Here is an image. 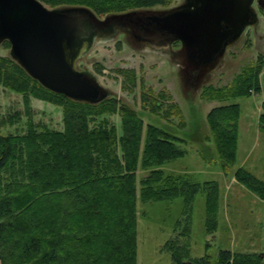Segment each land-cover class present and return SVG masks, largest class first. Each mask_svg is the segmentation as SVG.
I'll use <instances>...</instances> for the list:
<instances>
[{"label": "trees", "instance_id": "trees-1", "mask_svg": "<svg viewBox=\"0 0 264 264\" xmlns=\"http://www.w3.org/2000/svg\"><path fill=\"white\" fill-rule=\"evenodd\" d=\"M40 1L110 15L166 0ZM235 77L232 91L225 89L220 96L209 88L205 96L222 100L256 88L253 64ZM0 84L21 93L24 104L32 96L61 106L63 121L62 129H53L27 120L23 132L0 133V264H137L139 169L148 170L139 181L142 202L181 196L188 207L197 192H204L207 229L214 227L216 183L192 182L186 174L164 168L184 154L176 143L181 139L171 131L144 127L141 116L122 104L118 134L116 124L97 119L118 111L113 95L94 104L72 100L44 88L9 55L0 54ZM206 118L216 152L228 168L235 160L239 106L213 107ZM234 177L264 196L263 182L247 170L238 168ZM180 234L164 245L172 264H264V251L219 249L214 258H192L188 222Z\"/></svg>", "mask_w": 264, "mask_h": 264}, {"label": "rangeland", "instance_id": "rangeland-1", "mask_svg": "<svg viewBox=\"0 0 264 264\" xmlns=\"http://www.w3.org/2000/svg\"><path fill=\"white\" fill-rule=\"evenodd\" d=\"M178 1L166 0L163 5L169 8ZM9 47L1 43L0 54L8 55ZM255 55L252 41L244 35L227 50L222 66L196 90L184 84L173 60L158 51L141 50L122 40L120 35L96 42L77 62L78 68L92 71L99 83L109 89L113 95L111 101L118 108L116 113L103 114L98 120L105 118L116 124L119 134L120 108L127 105L141 116L144 127L154 124L181 139L176 143L184 154L166 163V171L186 174L192 182L214 181L217 185L218 210L215 225L209 232L204 192H197L188 207L181 196L142 202L139 181L148 170L139 169L136 173L137 264H172L164 245L177 234L183 237L180 233L187 222L189 235L185 238L192 258L205 254L214 258L219 249L264 251V196L234 177L241 168L264 184V130L259 126L263 94L253 88L248 95L222 100L204 94L209 88L214 89V95L225 94L224 90L231 87L242 68L253 64ZM26 98L24 104L21 93L0 84V133L23 132L27 120L62 129L61 106L32 96ZM231 103L239 106L238 137L235 160L225 168L216 152L206 116L211 108ZM167 109L169 113H165Z\"/></svg>", "mask_w": 264, "mask_h": 264}, {"label": "water", "instance_id": "water-1", "mask_svg": "<svg viewBox=\"0 0 264 264\" xmlns=\"http://www.w3.org/2000/svg\"><path fill=\"white\" fill-rule=\"evenodd\" d=\"M252 0H183L175 8L164 10L162 27L181 40L190 60H207V51L219 50L230 31L219 33V21L237 24L233 43L244 28L252 12ZM134 11L114 13L109 17L130 15ZM99 20L87 7L60 6L50 8L40 0H0V44L9 43L8 55L44 88L75 101L98 103L110 96L89 69L77 67L78 60L88 53L96 42L112 39L114 26L96 41L95 25ZM208 66L200 75L202 80L219 62ZM184 70L183 60L176 62Z\"/></svg>", "mask_w": 264, "mask_h": 264}, {"label": "flooded vegetation", "instance_id": "flooded-vegetation-1", "mask_svg": "<svg viewBox=\"0 0 264 264\" xmlns=\"http://www.w3.org/2000/svg\"><path fill=\"white\" fill-rule=\"evenodd\" d=\"M182 2L183 0H179L176 4L169 6V8L163 4H157L158 6H162L160 8L157 7V5L140 8L132 10L134 13L124 16L107 18V16L112 14L104 15L102 17L96 15L99 20H108L105 23L95 25V30L98 31L96 40L99 41L103 38L107 29L114 26L116 31L112 35V39L120 35L122 36V40L125 39L127 42L133 43L141 50H151L163 53L168 59L173 60L175 65L178 60L182 59L184 63V70H178L181 73L184 84H190V86L196 90L204 85L205 81L208 80L220 66H222L227 50L230 47L235 46L240 39L246 35L247 40L252 41L256 51V55L253 60V66L255 67L256 72L255 92H262L263 94V98L261 100V119L259 120V126L264 130V0H252V12L250 13L249 18L245 20L246 24L244 28L233 43L228 42L232 40L234 36V29L237 27V24L233 23L231 25V23L227 21H219V33L230 31V34L221 42V46H226L224 47L223 57L219 61V50L215 52H211L210 50L205 52L204 54L209 56V59L207 60H201L197 57L190 60L181 40L172 36L166 28L162 27V20H164V17L167 15V13L163 11L172 8L176 9V7H178ZM81 58L78 61L82 60ZM217 61L219 62L218 65H216L210 73L200 80V75L204 72V70Z\"/></svg>", "mask_w": 264, "mask_h": 264}]
</instances>
